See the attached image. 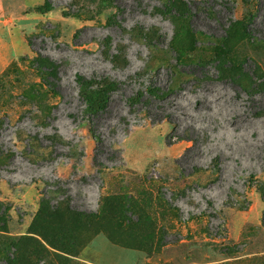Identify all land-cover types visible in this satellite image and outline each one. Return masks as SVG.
I'll list each match as a JSON object with an SVG mask.
<instances>
[{"label": "rangeland", "instance_id": "rangeland-1", "mask_svg": "<svg viewBox=\"0 0 264 264\" xmlns=\"http://www.w3.org/2000/svg\"><path fill=\"white\" fill-rule=\"evenodd\" d=\"M0 264H264V0H0Z\"/></svg>", "mask_w": 264, "mask_h": 264}, {"label": "trees", "instance_id": "trees-1", "mask_svg": "<svg viewBox=\"0 0 264 264\" xmlns=\"http://www.w3.org/2000/svg\"><path fill=\"white\" fill-rule=\"evenodd\" d=\"M248 34H250L251 38L256 39V37L252 36V33L250 31V27H248ZM151 45H155L154 43ZM114 60H119L120 57L114 55ZM219 65V63H217ZM58 68V65L55 64L52 61H49V63L43 65L44 72L48 73V76L44 78V82L47 84L48 87L56 91V86L54 83H52L49 80V77L53 74H55L56 70ZM257 72L255 70V75L252 74L254 79L256 78L255 76ZM224 76L220 74V77ZM226 77H223L222 79H225ZM237 83H240V76H234L232 78H229ZM78 84L80 85V88L83 90L84 98L88 101L89 105L92 107H96L93 111V114L99 113L101 110L105 109V107L108 104L109 98L111 93L118 88V83L112 80L105 81L103 83H98L97 79H88L83 75H78L76 78ZM246 91H253V90H259V84L255 80L253 85L250 88H245ZM149 91L152 92L155 95H160V89L157 87H150ZM57 92V91H56ZM164 93H161V95Z\"/></svg>", "mask_w": 264, "mask_h": 264}, {"label": "bare ground", "instance_id": "bare-ground-1", "mask_svg": "<svg viewBox=\"0 0 264 264\" xmlns=\"http://www.w3.org/2000/svg\"><path fill=\"white\" fill-rule=\"evenodd\" d=\"M193 127H194V126H193ZM192 129H193V128H192ZM107 244H108V243H107ZM105 245H106V244H105ZM103 249H104V248H103ZM102 251H103V250H102ZM105 252H106V251H105ZM105 252H104V253H105ZM102 255H103V254H102ZM108 255H109V254H108ZM112 255H113V254H112ZM112 255H111V256H112ZM122 258H125V257H122ZM122 258L120 259V260H121V263H122ZM108 262H109V261H108Z\"/></svg>", "mask_w": 264, "mask_h": 264}]
</instances>
